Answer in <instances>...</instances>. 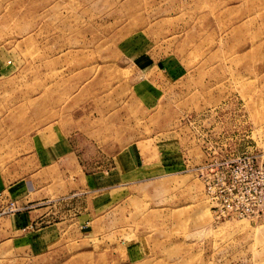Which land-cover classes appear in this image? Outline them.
<instances>
[{
  "label": "rangeland",
  "instance_id": "1",
  "mask_svg": "<svg viewBox=\"0 0 264 264\" xmlns=\"http://www.w3.org/2000/svg\"><path fill=\"white\" fill-rule=\"evenodd\" d=\"M0 119L76 127L107 179L29 192L0 144V264H264V215L214 220L194 170L264 147V0H0Z\"/></svg>",
  "mask_w": 264,
  "mask_h": 264
},
{
  "label": "built area",
  "instance_id": "2",
  "mask_svg": "<svg viewBox=\"0 0 264 264\" xmlns=\"http://www.w3.org/2000/svg\"><path fill=\"white\" fill-rule=\"evenodd\" d=\"M226 141L205 146L194 169L212 218H259L264 215V147L246 142L237 149Z\"/></svg>",
  "mask_w": 264,
  "mask_h": 264
},
{
  "label": "crops",
  "instance_id": "3",
  "mask_svg": "<svg viewBox=\"0 0 264 264\" xmlns=\"http://www.w3.org/2000/svg\"><path fill=\"white\" fill-rule=\"evenodd\" d=\"M3 131L4 126L0 119V144H20L24 147L19 159L26 162L35 161V169L30 170L33 171L30 175L39 177V180H31L29 192L36 191L38 187L42 191L54 189L56 185L54 177L58 174L66 180L63 181L68 192L76 190L78 186L91 191L94 185L100 186L101 183L107 181L102 172H86L79 167L80 165L75 164L77 159L74 143V137L77 134L76 127L68 125L65 128L56 121L38 123L27 132H21L20 137L15 136L14 133L13 136L3 134ZM0 176H2L1 172ZM97 178L98 182H96ZM1 184L2 181H0V190H3ZM33 220L34 218L28 216L22 229H32ZM41 235L42 238L47 239L46 235Z\"/></svg>",
  "mask_w": 264,
  "mask_h": 264
}]
</instances>
